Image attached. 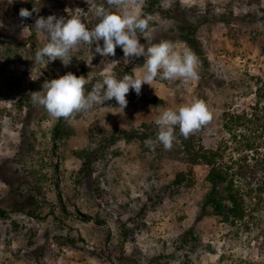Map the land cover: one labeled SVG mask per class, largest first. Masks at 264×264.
I'll use <instances>...</instances> for the list:
<instances>
[{
  "label": "rangeland",
  "instance_id": "rangeland-1",
  "mask_svg": "<svg viewBox=\"0 0 264 264\" xmlns=\"http://www.w3.org/2000/svg\"><path fill=\"white\" fill-rule=\"evenodd\" d=\"M142 2L0 0V209L9 212L0 218V264H132L135 258L141 264H264V193L254 213L256 220H248L247 227L230 225L203 206L210 187L204 170L190 166L176 146L165 149L156 143V149L146 150L149 140L141 143L121 137L104 148L88 175L72 155L75 150L99 147V140L111 132L150 128L158 132L154 121L161 109H174L193 98L203 101L209 115L206 123L190 132L201 145H226V160L230 155L250 156L256 147L263 153L264 12L259 6L248 5L246 0H162L163 12L148 15V35L138 33L141 43L147 48L168 41L182 53L190 48L179 36V28L197 26L195 37L202 51L195 54L198 79L157 77L150 86L143 84L139 95L130 89L123 111L112 99L91 110L56 118L31 100L32 92L42 90L46 80L67 72L85 77L87 93L105 74L112 73L117 79L142 74L144 62L143 57L126 60L119 47L115 56H100L94 53L95 44L74 48L67 66L58 59L35 62L36 50L47 42L33 26L37 18L78 15L92 28L97 23V6L116 14L139 15ZM22 8L32 16L20 17ZM257 81L263 88L257 113L261 119L256 121L249 114L241 126L233 121L224 127L232 113L251 112ZM56 123L61 128L60 139L56 156H52L51 131ZM246 140L252 149L244 146ZM31 145L34 149L28 151ZM29 169L30 174L25 172ZM188 170L195 180L190 187L171 185L176 173L188 174ZM41 175L46 204L38 205L31 215V205L25 201ZM93 179L104 192L102 199L93 192ZM58 182L64 190L78 189L82 211L100 215L103 223L64 215L52 207L58 204ZM156 198L160 202L155 207L148 206L143 215H137ZM119 221L132 231L123 239L124 263L109 252L120 237Z\"/></svg>",
  "mask_w": 264,
  "mask_h": 264
},
{
  "label": "clouds",
  "instance_id": "clouds-1",
  "mask_svg": "<svg viewBox=\"0 0 264 264\" xmlns=\"http://www.w3.org/2000/svg\"><path fill=\"white\" fill-rule=\"evenodd\" d=\"M108 3L119 4L120 0H108ZM94 12L97 23L92 28L86 26L78 15L37 18L33 26L44 34L47 42L36 50L35 62L49 63L58 59L67 66L71 63L70 52L74 48L81 44H95L94 53L103 57L115 56L117 47L122 50L126 60L143 57L142 74L124 75L122 79H117L112 73L105 74L87 93L85 85L88 81L72 72L46 80L42 90L32 92L31 100L33 104L44 107L51 116L69 117L74 112L91 110L112 99L123 111L128 104L126 95L129 90L139 95L142 85L150 86L157 77L161 80L198 79L197 58L190 49L182 53L175 51L168 41L145 48L138 33L148 35L147 19L131 13L116 14L102 5L97 6ZM19 15L29 18L32 12L22 8ZM208 120L206 105L196 98L174 109H161L154 121L158 126L156 140L165 149H170L176 126H179L181 134L187 136Z\"/></svg>",
  "mask_w": 264,
  "mask_h": 264
},
{
  "label": "trees",
  "instance_id": "trees-1",
  "mask_svg": "<svg viewBox=\"0 0 264 264\" xmlns=\"http://www.w3.org/2000/svg\"><path fill=\"white\" fill-rule=\"evenodd\" d=\"M263 1L264 0H246L248 5L259 6V8H261L260 10L264 12V8L261 7V3ZM161 2L162 0H143L139 16L150 22L148 15L163 12ZM262 18L264 19V17ZM197 28V26L185 24L179 28L178 34L181 38H183L184 43L190 48V50L194 54L199 55L202 51L200 44L195 37ZM258 84L259 83L257 81L255 83L256 91L254 93L255 102L254 105L250 107L251 112L243 115L232 113L233 115H230L231 119L226 121V125H224V127L228 128L227 124L233 121L238 124L237 126H241L240 124L246 120L245 118L248 117L249 114L254 116L256 121L261 119L257 113L263 98L261 93L263 88ZM248 122H250L249 119ZM261 128L264 127L261 126ZM60 129L59 123H56L51 131L52 145L49 150L52 156H56L58 148L57 142L60 139ZM89 132L93 133L92 127L89 128ZM157 133V131H154L151 128L144 131H140L139 129H125L121 130L119 134L111 132L109 133V136L106 138L103 137V139L101 138L99 140V147L91 148L92 150L88 148L75 150L72 151V155L80 160L82 170H84L88 175L94 171L95 161L103 154L105 150L104 148L109 143H114L121 137L127 141L136 139L141 143L149 140L150 146L147 142H145V149H151L150 147L156 149V143H159L156 140ZM31 136L34 137L33 134H31ZM174 136L175 139L172 145L179 148L181 153L185 156L188 164L192 167H202L204 170L205 181L210 187L205 196L203 206H209L215 216H218L230 225L239 223L247 227L248 220H256L254 213L262 203V194L264 193V152L260 154L258 148L256 147L254 149L255 152H253L250 156L243 155L242 157L234 158L230 155L229 160H226V145H218L215 148L204 147L196 140L194 133H189L187 136H184L180 133L179 129H175ZM233 137L235 138V136ZM244 146L249 150L253 148L252 143L248 140H246ZM262 146L264 148V141ZM33 149V145H31L30 148L28 146V151H32ZM53 171L54 175L56 174L57 176L59 171L57 162L53 165ZM25 172H29L30 174L32 170L29 169ZM188 172V174L185 172L176 173L171 185L190 187L195 180L190 170H188ZM43 178V175H41L37 177V181L34 180L33 189L28 191L26 197L25 203L31 205L32 208L29 212L31 215L35 214L38 205L46 204L44 192L45 188L39 184V181L43 180ZM77 180V182L81 184L80 180ZM93 180L95 181V179ZM97 181L98 180L96 179L93 192L96 193L95 195H97L99 199H102L104 192L100 189L99 182ZM56 191L58 204L52 207H56L57 210L59 209L62 214L65 215L69 213L86 221H91L93 218L92 222L99 225L103 223V220L100 219V215L97 214L96 216H93L88 211H82V205L79 203L81 194L78 189L76 190L75 188L71 189V187H68L64 190L60 187L58 182L56 183ZM150 201L151 203L149 205H143L139 213H137L138 216L140 214L143 215L145 210L148 209V206L155 207V205L160 202V199H150ZM8 215L9 212L7 210L0 209V218H6ZM132 220L134 222V218ZM131 232V229L126 226L124 222H121L118 231V236L120 235V237L117 243H112L111 248L109 249L110 254L116 256L117 260L122 263L126 262V259L124 258L126 255L123 248V239ZM108 238H110L109 234H107V239ZM126 264H128V262H126ZM132 264L141 263L137 258H135L133 259Z\"/></svg>",
  "mask_w": 264,
  "mask_h": 264
}]
</instances>
